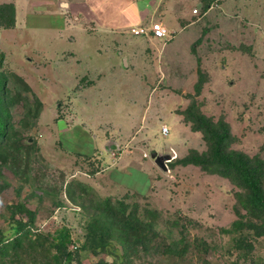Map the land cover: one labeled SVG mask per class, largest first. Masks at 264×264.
I'll use <instances>...</instances> for the list:
<instances>
[{"label":"rangeland","instance_id":"obj_1","mask_svg":"<svg viewBox=\"0 0 264 264\" xmlns=\"http://www.w3.org/2000/svg\"><path fill=\"white\" fill-rule=\"evenodd\" d=\"M154 21L172 36L129 31ZM0 74V231L20 222L31 239L0 264H57L45 251L65 229L68 264H111L81 247L90 202L106 198L155 217L131 264H264L263 234L243 229L245 256L223 233L256 211L187 119L220 122L228 152L264 163V0H0ZM151 152L171 154L166 171Z\"/></svg>","mask_w":264,"mask_h":264},{"label":"trees","instance_id":"obj_2","mask_svg":"<svg viewBox=\"0 0 264 264\" xmlns=\"http://www.w3.org/2000/svg\"><path fill=\"white\" fill-rule=\"evenodd\" d=\"M4 86V77L0 74V144L7 137V121L9 117V111L4 99ZM187 119L194 122L193 129L199 130L203 138L209 143L210 157L207 156V158L211 159L212 164H217L224 168L231 180L236 182L243 190L239 194V197H241L240 201H244L243 203L247 208H252L256 211V218L252 221H243L241 215H239L240 219L234 221L230 228L223 231V233L228 234L238 232V235L231 237L232 244H234L233 247L235 246V248L241 249V254L246 256L248 253L246 249L248 243L245 240L242 242V237L245 236V233L242 232L243 229L245 227L252 228L256 234L264 235V190L261 185L264 181V163L257 159L252 161L243 155L228 152L223 146L224 141L227 139L228 129L220 122L212 123L211 120L204 121L193 112L189 114ZM192 158H194L195 162H202V164L206 161V158ZM261 170L263 175L259 178L258 174ZM15 207L18 211H26L21 203L16 204ZM89 208L94 209L96 212H93L95 214L93 216L94 218L87 223L86 235L81 246L83 250L89 249L96 253L103 251L110 254L113 258L111 264H131L132 260L129 258V252L135 249L137 243H140L146 250L148 249L149 234L152 236L156 232L153 229L155 227L154 216L152 220L145 221L135 211L125 213V207L121 202L118 207L113 206L109 198L92 200ZM120 227H125L124 229L130 232L123 233L125 237L120 240L121 244H119L121 246L118 249L111 241L113 237L111 230L119 229ZM11 231L8 237H3L0 231V253L2 254L6 253L8 245L10 247H21V244L26 239L31 240L30 236H28L29 228H26L20 222H17L11 228ZM127 234L131 235L126 237ZM45 241L48 243L46 239ZM49 242L51 243H49L45 252L50 255L51 261L57 264H68L73 252L77 250L76 245H72L70 251L68 249L71 239L67 229L59 232ZM52 250L53 253H51ZM255 264L262 263L256 262Z\"/></svg>","mask_w":264,"mask_h":264},{"label":"built area","instance_id":"obj_3","mask_svg":"<svg viewBox=\"0 0 264 264\" xmlns=\"http://www.w3.org/2000/svg\"><path fill=\"white\" fill-rule=\"evenodd\" d=\"M132 35H143L151 36L158 39L169 38L172 36V33L162 24L160 21H154L149 24V27L146 28L142 25L134 26L129 29ZM164 132L167 133L166 130Z\"/></svg>","mask_w":264,"mask_h":264},{"label":"water","instance_id":"obj_4","mask_svg":"<svg viewBox=\"0 0 264 264\" xmlns=\"http://www.w3.org/2000/svg\"><path fill=\"white\" fill-rule=\"evenodd\" d=\"M150 158L153 159V162L157 167L166 171L167 170L166 163L171 160L172 156L171 154H167V153L151 152Z\"/></svg>","mask_w":264,"mask_h":264},{"label":"crops","instance_id":"obj_5","mask_svg":"<svg viewBox=\"0 0 264 264\" xmlns=\"http://www.w3.org/2000/svg\"><path fill=\"white\" fill-rule=\"evenodd\" d=\"M64 3H66V2H64ZM65 6H67V8H65V9H67V12L69 13V11H70V7H69L70 4L66 3ZM68 9H69V10H68ZM75 10H76V9H75ZM75 18H76V17H75ZM75 18H74V19H75ZM145 37H146V36H145ZM147 37L150 38L151 36H147ZM96 51H98V50L96 49ZM123 60H124V63H125V65H126V59L124 58Z\"/></svg>","mask_w":264,"mask_h":264}]
</instances>
